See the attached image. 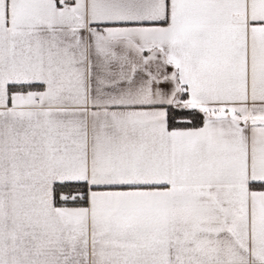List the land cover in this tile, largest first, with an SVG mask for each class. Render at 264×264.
I'll return each instance as SVG.
<instances>
[{
    "label": "snow or ice",
    "instance_id": "1",
    "mask_svg": "<svg viewBox=\"0 0 264 264\" xmlns=\"http://www.w3.org/2000/svg\"><path fill=\"white\" fill-rule=\"evenodd\" d=\"M0 264H264V0H0Z\"/></svg>",
    "mask_w": 264,
    "mask_h": 264
}]
</instances>
